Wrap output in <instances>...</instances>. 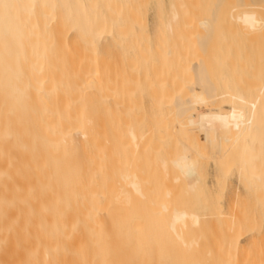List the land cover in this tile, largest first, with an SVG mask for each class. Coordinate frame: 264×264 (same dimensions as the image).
I'll list each match as a JSON object with an SVG mask.
<instances>
[{
    "label": "bare ground",
    "instance_id": "6f19581e",
    "mask_svg": "<svg viewBox=\"0 0 264 264\" xmlns=\"http://www.w3.org/2000/svg\"><path fill=\"white\" fill-rule=\"evenodd\" d=\"M135 1L0 0V264H264L260 228L215 225L230 174L264 185V90L213 80L221 40L207 61L170 58L191 47L184 2L155 0L149 22ZM223 1L199 20L204 48ZM182 63L188 81L156 75L144 113L131 86ZM217 106L233 129L215 148Z\"/></svg>",
    "mask_w": 264,
    "mask_h": 264
},
{
    "label": "rangeland",
    "instance_id": "374dc122",
    "mask_svg": "<svg viewBox=\"0 0 264 264\" xmlns=\"http://www.w3.org/2000/svg\"><path fill=\"white\" fill-rule=\"evenodd\" d=\"M136 1H138L140 7H137L140 8L141 12H145L144 14L142 12L140 16L151 22L155 0ZM181 1L185 4V14L180 24L183 25L186 33L183 37L179 36V39L185 43L190 41L191 47H188L184 54H174L170 58L175 57L179 63L184 58L198 59L202 57L207 61L212 54H219L216 49V43L221 40L227 45V49L222 53L227 63L220 68L215 66V70L207 68V73L215 75L213 80L217 81L219 73H228L234 76L233 81L235 84L246 92L264 90V8H257L251 13L236 15L233 8V3L236 0H224L220 6L222 15L217 17L216 22L214 21L215 32L213 38L204 48L196 42L197 34L204 32V26L199 20L204 17V10L214 5L215 0H163L167 10L172 2L178 3ZM145 70L136 84L131 86V98L143 108V112L146 114L149 113L152 104L150 92L157 90L160 82V80L155 79L156 75L166 72L163 82L165 83V88L169 89L170 84L187 82L188 80L185 77L190 73L192 74V70L183 63L176 67H168L165 71L156 67L155 64H151V67ZM183 76L185 77L183 78ZM166 95L168 93H165ZM163 104L164 107L168 105L166 102H163ZM219 107L217 106V115L215 110L213 111L215 116V148L222 145L226 132H230L233 129L232 121L229 118H223L224 111ZM212 152V143L208 141L205 148L204 161L207 157L209 161L207 169L209 171H212ZM255 191L258 198L253 196L239 182L236 173L230 174L226 179L225 189L221 198L222 215L220 218L222 221L220 223L215 222V225L232 224L242 228H260V235L264 234V185L257 186ZM241 232L239 236L241 242L248 241L251 233H258L256 230Z\"/></svg>",
    "mask_w": 264,
    "mask_h": 264
}]
</instances>
